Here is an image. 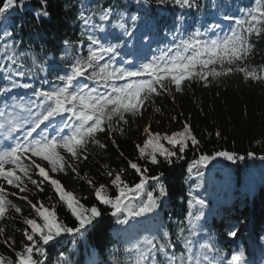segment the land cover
I'll return each mask as SVG.
<instances>
[{
	"label": "trees",
	"instance_id": "1",
	"mask_svg": "<svg viewBox=\"0 0 264 264\" xmlns=\"http://www.w3.org/2000/svg\"><path fill=\"white\" fill-rule=\"evenodd\" d=\"M3 2L4 0H0V6ZM195 2L201 6L199 10L182 9L170 0L165 4L149 0L146 5L136 3V0H23L22 4L15 0L10 10L0 13V65L4 66L0 68V86L7 83L4 79L6 71L15 72L19 69L30 72V75L12 76V79L29 83L32 89H12L8 95L0 94V101L8 102L12 97L18 99L21 96L27 99L32 97V90L35 88L48 89L55 82L56 76L67 71L66 64L74 55H86L89 43L87 35L95 24L105 25L103 31L94 30V34L103 43H120L122 53L128 48L133 55H138L143 49L145 55H149L155 44L164 47L171 45L172 33L176 32L177 25L184 35L196 28L203 32L212 24L227 28L230 22L224 21L223 15L238 16L239 10L250 6L253 0ZM109 4L114 6L109 21L100 22L99 15H93L92 23L85 24L80 17L81 12L87 17L98 5L107 7ZM43 11H47L48 15H41ZM121 12L127 14L131 36H125L122 30L113 27ZM132 14L138 15L134 28L130 20ZM5 32L9 35L5 36ZM214 34L208 33L209 37ZM65 41L69 44L65 45ZM251 43L254 52L249 62L256 66L264 65V38L253 37ZM9 45L16 49L15 53L7 47ZM13 55L18 57L15 63L5 59L6 56ZM45 80L49 84H44ZM17 89L20 91L16 92ZM156 108L160 111L156 112ZM144 113L150 118L148 126L151 130L161 134L178 131L185 122L189 123L200 141L199 145H189L182 154L183 159L173 157L172 164L151 165L139 159L133 142L135 139L138 142L141 138V117L134 120L129 117L130 122L123 125V134L116 132L111 137L106 133L100 134L98 139L106 147L90 145L88 160L80 162L78 171L81 177L87 174L97 184H107L110 178L102 175L105 172L103 165L115 171L124 168V178L131 183L138 179L135 171L127 164V160L132 159L148 167L149 175L163 173L161 182L166 188V196L161 197L154 213L130 220L127 225L117 223L109 206L99 205L104 215L98 217L82 234H63L56 243L46 246L45 264H88L90 260L94 264H133L136 258L133 246L144 238L159 239L163 231L169 233L168 239L175 245L169 251L174 250L177 254L185 252L184 240L180 238L182 236L191 239L194 256L201 251V244L209 243L218 251H203L210 258L215 255L223 259L224 264H227L233 253L241 249L245 252L248 264H264V159H261L264 156V83L244 80L242 74L214 80L209 86H205L202 81L193 80L186 82L181 92H175L173 88L169 93L153 97ZM163 143L170 147L167 142ZM217 151L232 152L244 159L230 161L216 157L207 166L199 168L202 176L196 175L198 166L190 171L192 160L201 153L212 155ZM248 152H253L254 155L249 157ZM53 175L66 190L84 197L81 202L86 206L97 203L86 181L77 178L70 170ZM202 177H206L207 181L205 187L200 189ZM33 178H36L35 174ZM24 184L28 186L27 196L33 202L39 199L45 205H51L58 200L50 186L46 185L44 192L40 193L27 178H24ZM150 184L155 186V182ZM153 187L148 190L152 191ZM112 191L110 189V193ZM221 193L227 196L225 204L219 201L218 195ZM153 194L158 196L159 192L154 191ZM9 198L19 203L23 212L17 214L14 210H9V218L0 222V226L6 227V235L13 236L19 248L25 227L23 217L30 214L34 216V213L26 201L14 196ZM197 200H203L204 204H197ZM189 201H192L191 206ZM57 209L59 218L69 226H74V218L66 207L57 205ZM200 212L203 215L199 221H194V234L190 235V214L194 217ZM155 218L158 228L142 231L139 223ZM233 224L237 226L239 233L236 237H228L229 225ZM132 225H139L135 229L133 244L121 240L119 235L113 236V233L127 231ZM181 228L184 229L182 234ZM3 239L0 236V254L12 256V251L3 243Z\"/></svg>",
	"mask_w": 264,
	"mask_h": 264
},
{
	"label": "snow or ice",
	"instance_id": "2",
	"mask_svg": "<svg viewBox=\"0 0 264 264\" xmlns=\"http://www.w3.org/2000/svg\"><path fill=\"white\" fill-rule=\"evenodd\" d=\"M22 4L23 0H19ZM159 4L169 0H157ZM180 8L200 9L195 0H170ZM136 3L148 4L149 0H136ZM15 0H4L0 6V13L10 10ZM114 12V6H97V9L87 17L84 12L80 17L85 24H91V17L99 15L101 21H109ZM239 15H223L224 21H229L227 28L220 24L209 25L203 32L200 28L184 35L180 26L172 33L170 46L158 49V54L151 57L132 58L117 61L120 56V43H103L101 38L94 34V30L103 31L104 23L93 25L89 29L86 55L76 54L66 64L67 71L55 77V82L48 89L35 88L32 97H12L11 105L5 104V111H0V139L5 143L0 145V179L7 185L25 192L22 187L24 178L40 192L45 186H50L58 200L45 205L42 200L33 202L28 196H21L17 192L9 193L7 188L0 184V222L9 218V210L22 214L19 203L9 196L18 197L26 201L33 215L24 216L22 230L23 239L19 248L13 236L6 235V227L0 226V236L3 243L13 255L0 254V264H45L46 246L56 243L63 234H82L84 230L104 215L99 205L109 206L111 215L117 218V223L127 225L130 220L154 213L166 196V188L161 182L163 173L149 175V168L135 160L128 159V167L135 171L138 179L128 182L124 178L125 169L109 170L103 165L110 179L107 184H97L94 178L81 177L78 171L80 162L87 161V151L90 145L95 144L105 148L98 137L106 133L123 134V125L128 124L129 117L133 120L142 117L148 102L153 97L163 93L183 91V85L193 80L202 81L209 86L212 81L242 74L244 80L264 83V65L256 66L249 61L254 52L251 40L264 38V0H253V3L239 10ZM43 16L48 12L43 11ZM119 19L113 25L122 30L125 36H131L127 26V14L119 13ZM132 27L136 26L138 15L130 16ZM215 33L209 37L208 33ZM222 33V34H221ZM5 36L9 34L5 32ZM83 35V33H82ZM119 39V37H117ZM65 45L69 42L65 41ZM82 43V42H81ZM13 53L16 49L7 46ZM15 63V55L6 56ZM33 63L35 61L33 60ZM4 67L0 65V68ZM11 66H9L10 68ZM30 72L6 71L5 86H0V94L8 95L12 89H32L29 83H21L12 79V76L23 77ZM211 78V79H210ZM90 81L91 83H86ZM49 84V81H43ZM156 112L160 109L156 108ZM173 120L175 117L172 118ZM146 138L142 144L135 145L139 159L151 165L161 163L172 164L173 157L183 159L185 149L199 145L200 141L193 133L189 123L185 122L178 131L170 134L152 132L150 126L143 129ZM19 133V134H17ZM219 135V132L216 133ZM163 142H167L166 147ZM115 144V140H113ZM123 156V153L120 154ZM249 157L253 152H248ZM216 157L227 160L244 159L228 151H217L212 155L201 153L193 159L189 168L197 167L196 175L202 176L200 167L207 166ZM37 159L43 163H37ZM264 159V156L261 157ZM11 165V167H7ZM74 173L77 178L85 180L92 189L91 195L97 203L86 206L82 203L84 197L77 196L66 190L60 180L53 174ZM19 173V174H17ZM51 173V174H50ZM35 174L36 178H33ZM150 182H155L153 187ZM153 187L152 191L148 188ZM110 189L113 191L110 193ZM158 191L159 195H154ZM143 194V195H142ZM146 196V199H144ZM51 199V197H49ZM135 202V203H134ZM192 201H189L191 206ZM203 205V200H197ZM57 205L65 206L74 218V226H69L58 216ZM202 212L194 217L190 214L189 232L194 234V221H199ZM181 228L180 232L183 233ZM238 229L235 224L229 225L228 237H236ZM169 233L163 231L159 239L144 238L133 247L136 249V258L133 264H224L223 259L210 256L203 250L217 252L209 243L200 245L201 251L193 255L191 239L184 240L185 252L177 254L174 243L168 239ZM160 257V259H158ZM227 264H247L243 249L233 253Z\"/></svg>",
	"mask_w": 264,
	"mask_h": 264
},
{
	"label": "rangeland",
	"instance_id": "3",
	"mask_svg": "<svg viewBox=\"0 0 264 264\" xmlns=\"http://www.w3.org/2000/svg\"><path fill=\"white\" fill-rule=\"evenodd\" d=\"M12 103H13V101L9 105H11ZM0 108H1L0 111H4L3 110L4 109L3 105ZM149 120H150L149 116L147 114H145V113L143 114V116L139 120V129L141 130V138H139V141L138 142H137L138 139L133 140L134 146L137 143H141L142 144L143 140L146 138L143 129H144V127L146 125L147 126L149 125ZM0 121L3 122L2 118H0ZM152 132H155V131H152ZM17 134H19V133H17ZM135 149H136V147H135ZM37 163H43V162L41 160L37 159ZM7 167H11V165H8ZM206 181H207V178L206 177L205 178L204 177L200 178V189H203L205 187ZM0 184H3L7 188V191L10 192V193L17 192L21 196H27L28 186L26 184L21 185L22 187H25L27 189L25 192H22V193L19 192V189L15 188L13 186L7 185V182L6 181H3L2 179H0ZM218 198L220 199V201H221V199L223 201H225L227 199V196L224 197L223 194L221 193L220 196L218 195ZM136 227H137V225H134V228H133V230H130L129 235H132V234L135 233L134 230H135ZM143 230H144V228H143ZM128 242H131V239H129Z\"/></svg>",
	"mask_w": 264,
	"mask_h": 264
}]
</instances>
